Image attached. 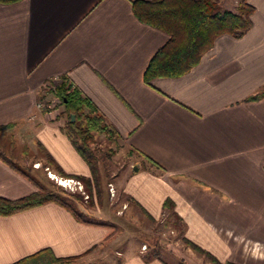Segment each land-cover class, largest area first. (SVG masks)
<instances>
[{"label":"crops","instance_id":"0c3cea01","mask_svg":"<svg viewBox=\"0 0 264 264\" xmlns=\"http://www.w3.org/2000/svg\"><path fill=\"white\" fill-rule=\"evenodd\" d=\"M134 1L0 2V198L37 190L17 160L36 148L64 177L92 178L62 129L63 107L37 108L45 83L66 79L137 156L139 169L122 188L146 216L177 213L184 236L218 264H264V97L249 99L264 86V0H248L252 25L243 36L223 33L186 73L148 82L147 66L169 35L141 21ZM88 220L55 202L0 214V264L35 255L38 264H57L50 253L84 263L102 255L97 264H172L158 254L114 256V224ZM29 260L21 264L37 263Z\"/></svg>","mask_w":264,"mask_h":264},{"label":"trees","instance_id":"16d2710c","mask_svg":"<svg viewBox=\"0 0 264 264\" xmlns=\"http://www.w3.org/2000/svg\"><path fill=\"white\" fill-rule=\"evenodd\" d=\"M17 1L19 0H0L1 3L5 4ZM253 10V6L247 0H242L235 11H221L217 0L134 1L133 11L141 21L159 28L169 35L168 41L150 60L144 73L145 81L148 82L158 76H179L186 73L199 63L202 55L213 45L216 37L223 33H229L236 37L243 36L252 25L251 14ZM54 94L60 99V104L64 107L63 112L67 115V122L62 126V129L89 164L92 172V178L76 174L70 175L82 180L87 191L92 195V186H99V177L97 168L92 161L96 154L91 143L94 142L96 134H106L112 139L114 136L113 128L107 124L104 116L98 112L92 102L69 80L65 79L58 84L54 88ZM261 97H264V86L257 93L251 95L249 99H259ZM72 114L75 115L74 120L71 119ZM43 152L49 167L52 166L62 176L69 175L46 150ZM61 193L68 194L59 186L58 189H38L18 199L0 198V214L10 215L47 202H55L71 211L79 220L89 221L83 217V212L77 209ZM68 195L74 196L75 199L78 198L75 194L70 193ZM172 206L170 199L164 201V208L172 209ZM170 215L181 220V217L175 212H170ZM184 240L192 248L219 263L208 251L187 238ZM43 252H39L37 255ZM47 254L45 253L42 256ZM35 256L27 257L30 259L29 262L36 263L40 257L33 259ZM27 258L22 259L17 264H21ZM74 258L55 257L51 253L49 254V259L57 264H69L68 262Z\"/></svg>","mask_w":264,"mask_h":264},{"label":"rangeland","instance_id":"374dc122","mask_svg":"<svg viewBox=\"0 0 264 264\" xmlns=\"http://www.w3.org/2000/svg\"><path fill=\"white\" fill-rule=\"evenodd\" d=\"M217 2L221 11H235L242 0H217ZM247 2L249 3L248 0ZM55 102L56 107H63L58 97ZM66 122L67 115L65 124ZM91 146L96 154L92 161L97 168L99 186H92L94 193L91 195L83 182L85 193L89 195L88 198H85V194L79 190L64 188L56 179L52 178L48 169L52 174L56 171L52 166L47 165L45 154L38 148L34 153H30L28 156L26 154L17 160L34 176L37 190L58 189L60 186L68 194L78 196L75 199L74 196L61 193L83 212V217L113 223L115 231L110 240V248L114 256H127L135 252L141 255L158 254L172 264H218L211 257L197 251L185 242V222L176 216H171L168 212H165L158 220H152L128 199L123 192L122 184L130 173H134V166H138L137 156L132 150L121 146L106 134H96ZM144 245L146 248H143ZM101 249L103 251L105 246ZM100 257H95L92 261L85 263L82 260L72 259L68 263L97 264Z\"/></svg>","mask_w":264,"mask_h":264},{"label":"built area","instance_id":"2783aa9c","mask_svg":"<svg viewBox=\"0 0 264 264\" xmlns=\"http://www.w3.org/2000/svg\"><path fill=\"white\" fill-rule=\"evenodd\" d=\"M59 82L58 78H54L53 80L45 83V89L39 94L37 99V108L40 111H44L47 109H52L57 101V97L54 94V88ZM49 175L56 179L60 185H62L64 188H71L72 190H79L82 193L85 194V198H88L89 195L85 193L83 182L75 177H64L57 175L56 173L51 172V170L48 169ZM143 248H146L144 245Z\"/></svg>","mask_w":264,"mask_h":264},{"label":"water","instance_id":"95a60500","mask_svg":"<svg viewBox=\"0 0 264 264\" xmlns=\"http://www.w3.org/2000/svg\"><path fill=\"white\" fill-rule=\"evenodd\" d=\"M74 118H75V115L72 114V115H71V119L74 120ZM134 170L137 171V170H138V166H134Z\"/></svg>","mask_w":264,"mask_h":264}]
</instances>
